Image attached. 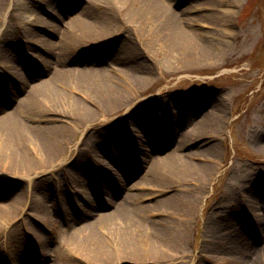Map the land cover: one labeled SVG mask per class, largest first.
Masks as SVG:
<instances>
[{
  "label": "bare ground",
  "instance_id": "bare-ground-1",
  "mask_svg": "<svg viewBox=\"0 0 264 264\" xmlns=\"http://www.w3.org/2000/svg\"><path fill=\"white\" fill-rule=\"evenodd\" d=\"M239 1L219 2L230 7L228 9H218L217 0H213L211 5H191L178 12L174 0H89L79 14L73 17L59 16L62 22L54 24L44 19L42 11H34L26 0H0V14L3 17V22L0 21V75L5 76L10 85L13 79L19 80L13 65L15 59L4 43L8 41L7 36L22 29L25 41L36 46L34 59L42 64L41 74L47 77L42 79L39 74L37 79L42 80L36 82L32 90L21 92L23 103L18 102L19 108L14 113L0 111V177L10 174L22 180L24 178L26 182L23 193L5 205L0 204L1 228L6 229L16 220L17 223L21 222V216L31 221L32 226L27 227L28 237H34L33 228H42L38 215L29 218L27 214L30 209L42 213L47 208L33 191L46 180L45 172L49 170L52 160L56 159L59 161L56 165L60 167L57 171L67 175L66 180H62L67 197L75 191L85 193L89 182L92 191L95 188L93 184L102 191V178H107L110 184L112 181L113 186L112 189L109 185L111 195L98 197L94 204H90L93 210L83 209L81 204L73 206V209L78 207L79 216H71L73 225L66 246L68 244V250L73 253L74 264H186L189 256L184 244L193 226V215L221 166L215 141L223 135L224 124L228 121L226 109L217 100V109L212 111L214 105H211L200 122H194L187 128L185 122L182 128L173 124L163 126L162 132L168 133V136H180L176 147L166 152L162 159H144L145 173L142 174L141 183L136 184L139 190L135 193L132 192L134 187L123 191L122 182L127 179L119 166L125 154L132 157L131 161L134 162L136 156L133 149H143L139 140L146 142L147 139L135 133L133 126L137 124L130 120L127 122V115L120 119L118 131L108 137L109 132L115 129V120L110 119L109 114L115 110H110L109 103L122 96L125 90L135 95L138 92L135 88L148 79L137 75L126 63V39L131 36L141 42L150 40L151 44L171 45L178 54L188 59L211 61L222 51L228 53L233 44L220 35L211 41L200 30L233 28V8ZM205 12L213 14L209 16ZM35 26V29L44 28L48 34L58 37V42L50 41L46 35L34 30ZM228 32L225 36H235ZM127 33L128 36L123 37ZM117 40L121 42L114 59L116 64L107 68L95 70L98 63L91 64V69H74L67 66V59H58L65 50L68 54L69 49L76 46H86L88 49ZM58 48L62 50L60 53L56 51ZM45 54L53 59L48 62ZM91 87L93 89L89 90ZM2 91L8 92L13 106L16 92L11 88L7 90V87ZM6 105H0V110ZM99 118L104 121L101 128L105 130L93 128V132L87 129L88 133H85L83 127ZM79 133L82 134L79 138L82 141L74 145ZM96 133H105L104 138L100 139ZM131 135L134 136L133 140ZM91 140L95 142L92 145L95 149L88 162L77 160L83 150L88 149ZM190 146H195L196 150L180 153ZM140 149L138 152H141ZM110 164L115 166L114 169ZM67 166H71L72 171ZM84 166L89 168L88 175L92 182L88 180ZM251 194L252 190L241 193L236 200L233 199L234 205L231 206L219 202L213 205L205 220V243L198 253L201 262L210 264L218 259V264H264V244L251 262L247 261L236 225L225 220L231 214L229 207L250 210V223L251 220L254 223L261 220L264 209L258 208V202ZM35 203L36 206H32ZM105 207L111 209L102 211ZM217 208L224 209L225 213L217 214ZM262 225L263 222L258 221V236L260 229L263 230ZM52 260L50 264H62L56 258Z\"/></svg>",
  "mask_w": 264,
  "mask_h": 264
},
{
  "label": "rangeland",
  "instance_id": "rangeland-1",
  "mask_svg": "<svg viewBox=\"0 0 264 264\" xmlns=\"http://www.w3.org/2000/svg\"><path fill=\"white\" fill-rule=\"evenodd\" d=\"M220 1L222 0H217L218 9L230 8L219 3ZM26 2L34 11H42L45 20L60 24L62 20L59 19V16L73 17L79 14L88 5L89 0H26ZM212 2L213 0H174L173 3L178 12H181L191 5L207 6L211 5ZM233 10L235 11L232 18L233 28L212 27L200 30L203 36H209L211 41L220 35L222 39L233 44L228 53L222 51L217 58L215 57L211 61L197 62L182 56L180 53L178 54L177 49L171 45L151 44L150 40L141 42L130 36V39L124 41L127 53L126 63L129 68L134 69L133 71L137 75L148 79L135 88L136 91L138 89V92H135L136 96L132 91L125 90L122 96L120 95L109 103L110 110H115L109 113L110 119L115 120V129L109 132L108 137H112V134L114 135L118 131L117 125L120 123V119L127 115L128 120L126 121L136 123L138 126V128L133 126V129H136L135 133L142 134V137L157 133L159 139L161 138L163 141L166 139V134L162 132V126H166V124H173L175 127L181 125L178 117L183 116L190 119L193 117L192 115H195L200 122L204 120V114L210 110L211 105H214L212 111L217 109V100H220L226 109L225 117L228 121L224 124L223 135L215 141L219 149L218 161L221 166L204 193L200 207L193 215V226L184 244L189 256L186 264H193V262L205 264L204 261L199 260L198 253L205 243V220L215 203L219 202L227 206L234 205L233 199L236 200L241 193L252 190L251 196L256 203L258 202V208L264 209V152L262 151V147H264V0H240ZM199 14L203 15L204 13ZM205 14L210 16L213 13L205 12ZM0 21L3 22L1 14ZM35 28L36 26L34 30L46 35L50 41L58 42L59 38L48 34L46 29ZM229 30L235 36H229V34L225 36ZM23 33L24 30L19 29V32L7 36L8 41L4 43L5 48L11 51V57L15 59L13 65L16 67L19 79L14 81V85H10L5 76L0 75V82H8L5 84L7 90L11 88V91L14 90L17 94L14 96L15 101L12 106L11 99H8L7 95H2V83H0L1 101L8 99V104L2 111L7 110L8 113H14L19 108L18 102L23 103L21 100L24 96L21 92L32 90L36 82L47 79L41 74L42 64L38 65L34 59L36 46L25 41L22 37ZM127 36L128 33L123 37L126 38ZM117 41L88 49L86 46L85 48L76 46L69 49L71 51L68 54L67 50L64 49L66 52L59 55L58 59H67L69 62L67 66L74 69H91V66L98 63L99 65L94 67L95 70L102 69V67L107 68L108 65L116 64L114 59L121 42L120 40ZM119 49L121 50V48ZM56 51L60 53L62 50L58 48ZM79 51L81 52L76 53ZM70 55L69 59L68 56ZM44 58L48 62L53 59L48 54H45ZM116 67L119 68V66ZM39 74L42 79H37ZM13 86L19 88V94ZM22 88L23 90H21ZM91 89L93 88L91 87L89 90ZM95 109L97 110V108ZM97 112L99 111L97 110ZM169 113L174 116L169 117ZM101 115L103 116L104 113ZM131 115L132 117H130ZM100 118L103 119V117ZM100 118L83 127L84 132H93V128L105 130V128H101L104 121ZM87 129L89 130L87 131ZM97 135L102 139L105 133ZM81 136L82 134L79 133L78 140L74 141V145L80 143L79 140L81 139L79 138ZM131 139L133 140L134 136L131 135ZM170 140L173 144L166 140L161 142V145L153 144V153L145 151L144 154V150L141 152L134 150V153L138 154V161L126 163V169L122 170L127 179V181L122 182L123 191H128L132 187H134L132 192L136 193L139 190L136 189V184L141 183L140 179L145 173L144 166L146 163L144 159L150 157L152 161H155L157 158H163L164 152L174 150V137ZM94 144L95 142L91 140L88 149L83 150V154L79 155L77 160L81 159L85 163L88 157L90 158L94 153L95 148L93 149L92 146ZM140 145L150 149L145 142H141ZM190 147H185L180 153L196 150L195 146ZM55 160H52L49 170L45 172L46 180L41 182L38 188L33 191L37 197L42 199L47 208L42 213L30 209L28 210L29 214H27L29 218L35 214L38 215L42 228H38V230L33 228L34 237H28L27 227L32 226V224L26 216H21L19 223L17 220L10 223L6 229H2L0 226V264H50L53 258L62 264H74L73 253L68 250V244L66 246L68 234L71 231V225H73L71 216H79L78 207L73 209V206L81 204L83 209L93 210L89 206L94 204L96 198L99 197L100 199L103 195H111L112 191L109 185L113 189L112 181L110 184L107 178H102L104 181H102V191H99L94 184L95 191H92L89 182L85 193L75 191L67 197V192L62 183L63 179L66 180L67 175L57 171L60 168L56 165L59 161ZM146 160L149 161V159ZM122 163L123 157L120 165ZM110 165L114 169L115 166ZM67 167L72 171L71 166ZM84 167L87 175L90 174L89 168ZM129 175L131 177L127 178ZM4 176L0 177V204L2 205L9 203L13 197L23 193L26 188L24 178L22 180L10 174ZM82 176L84 177V173ZM88 180L91 181L89 175ZM32 206H36V203ZM109 209L111 208L105 207L102 211L106 212ZM228 211H231V214L229 217H225V220L236 225L237 234L242 237L241 248L244 258L251 262L257 250L262 249L264 244V212L260 215L261 220H258L263 222V230L260 229L258 236V221L256 220L254 223L251 220L250 223L248 219V215L251 214L250 210L243 211L241 207H229ZM216 213L222 215L225 212L224 209L217 208ZM261 234L262 237H260ZM251 235L256 238H251ZM214 260V262L209 263L218 264L216 261L218 259Z\"/></svg>",
  "mask_w": 264,
  "mask_h": 264
}]
</instances>
